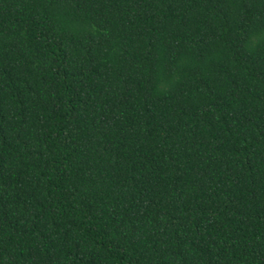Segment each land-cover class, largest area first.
<instances>
[{
  "label": "trees",
  "instance_id": "16d2710c",
  "mask_svg": "<svg viewBox=\"0 0 264 264\" xmlns=\"http://www.w3.org/2000/svg\"><path fill=\"white\" fill-rule=\"evenodd\" d=\"M0 264H264V0H0Z\"/></svg>",
  "mask_w": 264,
  "mask_h": 264
}]
</instances>
